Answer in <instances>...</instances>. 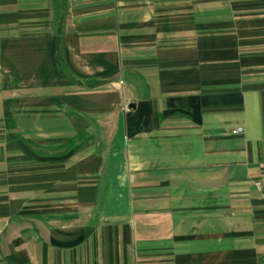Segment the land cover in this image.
Here are the masks:
<instances>
[{"label": "crops", "instance_id": "crops-1", "mask_svg": "<svg viewBox=\"0 0 264 264\" xmlns=\"http://www.w3.org/2000/svg\"><path fill=\"white\" fill-rule=\"evenodd\" d=\"M0 264H264V0H0Z\"/></svg>", "mask_w": 264, "mask_h": 264}, {"label": "trees", "instance_id": "trees-1", "mask_svg": "<svg viewBox=\"0 0 264 264\" xmlns=\"http://www.w3.org/2000/svg\"><path fill=\"white\" fill-rule=\"evenodd\" d=\"M77 138H78L79 141H86L87 139H89L88 136L87 137L86 136L83 137L82 135L77 136ZM71 142H73V140H71L70 143Z\"/></svg>", "mask_w": 264, "mask_h": 264}, {"label": "built area", "instance_id": "built-area-1", "mask_svg": "<svg viewBox=\"0 0 264 264\" xmlns=\"http://www.w3.org/2000/svg\"><path fill=\"white\" fill-rule=\"evenodd\" d=\"M234 133H240V132H242V128H236L234 131H233ZM256 185H259V183H256Z\"/></svg>", "mask_w": 264, "mask_h": 264}]
</instances>
